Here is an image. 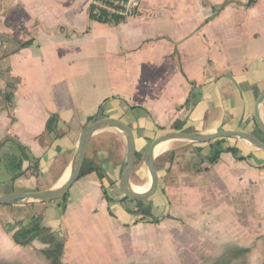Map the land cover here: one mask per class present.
I'll use <instances>...</instances> for the list:
<instances>
[{
    "label": "crops",
    "instance_id": "0c3cea01",
    "mask_svg": "<svg viewBox=\"0 0 264 264\" xmlns=\"http://www.w3.org/2000/svg\"><path fill=\"white\" fill-rule=\"evenodd\" d=\"M93 1L0 0V195L60 188L82 130L104 117L132 128L141 157L131 182L150 178L143 192L147 150L177 123L264 141L254 118L264 0H140L137 14L117 23L91 18ZM260 112L264 119V101ZM223 146L238 155L222 152L210 165L208 142L156 157L160 184L141 200L152 215L143 219L119 188L126 136L99 130L86 159L103 177L81 176L66 200L0 205V264H53L51 242L13 238L36 217L64 243L61 264H218L237 251L236 264H264V149L241 138Z\"/></svg>",
    "mask_w": 264,
    "mask_h": 264
},
{
    "label": "water",
    "instance_id": "95a60500",
    "mask_svg": "<svg viewBox=\"0 0 264 264\" xmlns=\"http://www.w3.org/2000/svg\"><path fill=\"white\" fill-rule=\"evenodd\" d=\"M264 101V87L261 90L254 107V118L257 128L264 134V119L260 112V105ZM107 127L117 128L122 131L127 139V153L125 165L119 181V188L124 195L132 200H143L154 195L160 184V175L156 168L157 146L162 142L172 140H187L197 143H208L217 139L241 138L251 144L264 149V141L255 133L244 130H218L213 133L199 131H170L157 136L150 144L145 162L150 171L151 185L144 192H137L131 182L132 171L136 163L137 147L132 128L123 120L114 117H104L88 124L81 132L76 158L72 164L70 175L67 181L57 189H47L29 192H10L0 195V205L19 204L30 201L51 202L63 199L69 192L72 185L81 177L82 169L86 160L88 148L93 135Z\"/></svg>",
    "mask_w": 264,
    "mask_h": 264
},
{
    "label": "trees",
    "instance_id": "16d2710c",
    "mask_svg": "<svg viewBox=\"0 0 264 264\" xmlns=\"http://www.w3.org/2000/svg\"><path fill=\"white\" fill-rule=\"evenodd\" d=\"M256 0H248V4L251 5L255 2ZM108 13L105 10H102V15H99L98 13L95 12V5H91L90 8V16L91 18L98 20V21H103V22H109V23H117L121 19L117 16L113 17L112 20H107L104 19L103 17L107 15ZM28 42L24 43L23 45H27ZM11 87H14V85H10ZM10 95H6L7 98L10 99ZM57 117L56 116H51L48 122V125L50 129H54L56 127L57 123ZM176 129L180 130L182 128V123H177L175 124ZM226 141L225 138L223 139H217L215 141H212L211 144L214 148V151L211 155L207 157V160L210 165L215 164L218 162L220 159V156L222 152H232L235 155H238V149L236 147H224L223 144ZM18 146L20 149H24V147L18 143ZM141 155L137 154V158H140ZM244 157H239V159H243ZM200 170V169H199ZM96 171L100 177H103L104 173L101 170V168L97 165H95L93 162L88 161L87 159L85 160L84 167L82 169L81 176H85L91 172ZM106 192V191H105ZM107 193V192H106ZM67 195L63 198V200H66ZM124 200H130L126 195H124ZM133 201V200H132ZM139 208V211H137L139 214L143 215V219L151 215V207L146 206L141 204L142 201H137ZM13 238L17 244L21 245H29L33 241L39 239L42 241H47L51 242V248H48L45 251V255L49 260L52 261L53 264H61V256L63 254L64 250V243L61 241H56L55 238L53 237L51 230L47 227H45L41 221L40 217L33 218L30 222L24 224L20 223L18 225L17 230L13 233ZM240 251L234 252L233 254H230L226 257H224L222 260L219 261L218 264H233L231 263L234 258L239 254Z\"/></svg>",
    "mask_w": 264,
    "mask_h": 264
},
{
    "label": "built area",
    "instance_id": "2783aa9c",
    "mask_svg": "<svg viewBox=\"0 0 264 264\" xmlns=\"http://www.w3.org/2000/svg\"><path fill=\"white\" fill-rule=\"evenodd\" d=\"M95 12L102 15V10L108 14L103 18L112 20L117 16L120 19L132 17L137 14L141 7L140 0H94Z\"/></svg>",
    "mask_w": 264,
    "mask_h": 264
},
{
    "label": "rangeland",
    "instance_id": "374dc122",
    "mask_svg": "<svg viewBox=\"0 0 264 264\" xmlns=\"http://www.w3.org/2000/svg\"><path fill=\"white\" fill-rule=\"evenodd\" d=\"M7 51H9V50H7ZM173 131H175V130H173ZM182 131H184V130H182ZM258 133L261 134V136H263L260 131ZM111 143H112V147L114 146L113 148H117V144L118 143H117V140L114 137L111 138ZM195 143H197V142H191V141H187V140H172V141L166 142L164 144V147H165L164 151L161 154L157 155V157L158 158L163 157L164 154L167 151H169L172 147H174L175 145H180V148H182L184 150H189L190 148H192V145L195 144ZM142 156L144 157L145 154L142 153ZM168 157H170V155ZM142 159H140V160H142ZM149 181H150V178L139 179L138 177H135V180H133L132 183H133V185H136L138 188H141V187H144L145 185H147L149 183ZM125 201L128 202V205L126 207L127 209H129L130 211H136V212L139 211L140 207L131 204L132 200L131 201L125 200ZM143 207H146V206H143ZM223 258L224 257L219 259L217 261V263H219V261L222 260ZM231 263L236 264V259H233Z\"/></svg>",
    "mask_w": 264,
    "mask_h": 264
},
{
    "label": "bare ground",
    "instance_id": "6f19581e",
    "mask_svg": "<svg viewBox=\"0 0 264 264\" xmlns=\"http://www.w3.org/2000/svg\"><path fill=\"white\" fill-rule=\"evenodd\" d=\"M166 142H162V143H160L158 146H157V148H156V150H155V154H156V156L157 155H159V154H161L163 151H164V149H165V147H164V144H165ZM151 185V182H150V184L148 185V187ZM133 188L137 191V192H143V190H142V188H138L136 185H133ZM147 190V189H146Z\"/></svg>",
    "mask_w": 264,
    "mask_h": 264
}]
</instances>
